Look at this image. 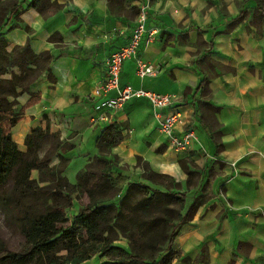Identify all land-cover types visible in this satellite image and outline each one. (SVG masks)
<instances>
[{
  "label": "crops",
  "instance_id": "0c3cea01",
  "mask_svg": "<svg viewBox=\"0 0 264 264\" xmlns=\"http://www.w3.org/2000/svg\"><path fill=\"white\" fill-rule=\"evenodd\" d=\"M46 1L14 0L15 9L0 20L8 51L28 42L35 54H51L48 67L17 97L20 105L32 94L37 99L11 126L12 140L24 150L33 127H48L64 143V174L75 182L99 154L104 126L121 123L124 137L107 153L117 156L121 191L130 183L151 184L143 177L146 162L149 172L169 177L161 189L184 195L186 219L173 236L169 264H264V0ZM142 10L148 31L137 56L123 60L120 86L177 95L164 111H179L178 130L193 127L189 148L166 144L144 97L126 100L108 120L90 119L116 94L93 93L105 76V57L127 41ZM137 58L154 71L139 77ZM58 161L55 155L52 163ZM102 257H73L70 264H101Z\"/></svg>",
  "mask_w": 264,
  "mask_h": 264
},
{
  "label": "trees",
  "instance_id": "16d2710c",
  "mask_svg": "<svg viewBox=\"0 0 264 264\" xmlns=\"http://www.w3.org/2000/svg\"><path fill=\"white\" fill-rule=\"evenodd\" d=\"M13 2L0 0V20L15 9ZM40 2L47 5L46 0ZM32 4L36 3L31 1ZM48 5L54 7L53 3ZM50 59L49 51L35 54L28 42L8 51L5 41L0 40V210L23 237L17 249H9L0 237V264H70L77 248L64 243L69 237H76L79 245L100 240V256L110 254L101 264H120L123 254L143 264L147 257L142 254V247L160 248L164 239L162 249L170 254L152 257L150 262L169 264L173 236L186 219L180 212L184 195L137 182L130 183L116 203L122 187L118 181L120 173L114 171L117 156L108 157L107 153L124 137L121 123L104 126L96 139L99 154L77 171L75 182L64 174L68 158L59 152L64 143L48 127H33L25 135L24 150L12 140L11 126L22 118L25 106L37 99L32 94L20 105L17 97L29 88L40 68L48 67ZM5 73L10 75L6 77ZM48 136L49 148L42 153L43 140ZM55 155L59 161L52 163ZM142 164L144 176L150 178L153 172L148 171L146 162ZM32 169L37 170V176H31ZM147 188L150 192L146 195L132 196L133 190ZM82 195L87 202L79 203L76 212L68 215L66 209ZM174 200L179 204L174 206ZM114 230L124 232L128 246L113 244Z\"/></svg>",
  "mask_w": 264,
  "mask_h": 264
},
{
  "label": "built area",
  "instance_id": "2783aa9c",
  "mask_svg": "<svg viewBox=\"0 0 264 264\" xmlns=\"http://www.w3.org/2000/svg\"><path fill=\"white\" fill-rule=\"evenodd\" d=\"M148 29L146 26V12L140 11L134 26L131 29L127 41L117 47L105 57V76L98 84L93 93L95 95H104L108 91L115 89L116 94L107 97L103 102L96 106L94 113L91 115L92 122L99 120H108L114 110L122 107L124 102L132 97L146 98L153 108L154 115L158 120V127L166 137V144L177 149L189 148L192 141L196 138L193 127L182 128L178 130L176 123L179 120V111H167L164 109L172 106L178 96L172 93L157 92L143 87H134L130 83L120 86L119 74L124 59L137 56V49L140 41L146 35ZM154 71V68L147 62L136 59V74L143 77ZM104 107L107 110H99ZM62 138V137H61ZM79 203L69 206L66 211L68 215L76 212Z\"/></svg>",
  "mask_w": 264,
  "mask_h": 264
},
{
  "label": "rangeland",
  "instance_id": "374dc122",
  "mask_svg": "<svg viewBox=\"0 0 264 264\" xmlns=\"http://www.w3.org/2000/svg\"><path fill=\"white\" fill-rule=\"evenodd\" d=\"M50 140L51 139L49 136L44 138L43 143H42V149H41L42 153L45 152L49 148ZM71 166H74V165H71ZM143 177H145L144 172H143ZM122 178L123 177L120 175L118 181H121ZM168 178L169 177H167L166 175H157L155 173H152L151 177L147 178V180L151 181L150 182L151 184H149V186L151 188L161 189L159 183H161V182L164 184L169 183ZM167 189H169V188H166V189L164 188L161 190H167ZM149 192H150L149 188L144 189L143 191L135 189V190H133L132 196L136 198V197L144 196V195H146V193H149ZM124 193H125V191L120 192V194L116 197V203L119 202V199L122 197V195ZM84 197L85 196L82 195V197H80L81 199L79 200L80 203H82V204L87 202L84 199ZM170 202H171V200H170ZM184 202H185V198L182 201V205H184ZM172 204H174V206H176L179 203L176 204V201L174 200V201H172ZM112 235L114 237H116V239L113 240L114 245L120 244L123 246H128L129 243H128V240L125 237L123 231L114 230ZM0 237L5 241L6 246L9 249H17L19 247L20 243L23 241V237L20 234V232L5 219L4 214L1 210H0ZM163 240L164 239H161L160 248L149 247V245L142 247V254L147 257L146 262L143 264H152L150 262L152 257L159 258L161 256H167L170 254V252L164 251V249H162V248H164L165 242H166L165 240L164 241ZM86 242H88V244L86 243L84 245L83 244L79 245L76 237H69L68 239L64 240V243L67 246L77 248V250L75 252V256H74V258L76 260L88 259L90 257H94V258L100 257L99 251H100V247L102 244H100V243L95 244L96 242H91L89 240H87ZM98 245H99V247H98ZM108 257H110V254L105 253L101 259L105 260V259H108ZM120 264H140V263H137L135 261L130 260L127 255L123 254V260L121 261Z\"/></svg>",
  "mask_w": 264,
  "mask_h": 264
}]
</instances>
